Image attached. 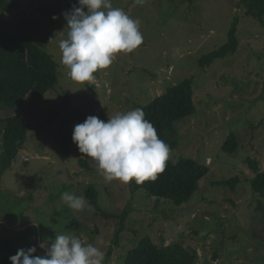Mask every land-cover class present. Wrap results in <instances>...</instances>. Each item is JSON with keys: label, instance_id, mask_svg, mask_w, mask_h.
I'll return each instance as SVG.
<instances>
[{"label": "rangeland", "instance_id": "1", "mask_svg": "<svg viewBox=\"0 0 264 264\" xmlns=\"http://www.w3.org/2000/svg\"><path fill=\"white\" fill-rule=\"evenodd\" d=\"M56 1L21 0L20 9L5 17L15 24L22 14L40 18L39 7ZM239 1L146 0L137 5L134 0H110L140 21L143 43L131 53L117 54L89 83L74 82L61 63L59 42L67 38L63 13L72 8L63 2L59 19L44 18L48 22L34 41L58 63L59 85L44 99L28 96L20 111L0 108V118L21 114L31 129L24 151L30 157L21 158L31 163L18 161L0 183V261L19 249L54 240L56 233H70L100 248L104 264H125L129 250L148 236L159 244L183 238L185 247L198 252L195 264H264V211L253 199L255 172L248 163L257 161L264 171V25L245 16ZM238 16V52L202 68L200 59L228 42ZM189 78H194L197 112L176 123L178 143L170 158L195 159L210 173L188 204L176 207L142 191L133 193V181L107 182L98 173L87 174L75 161L80 153L66 157L59 150V120L49 122V116L65 94L88 116L107 121L109 115L151 103ZM233 133L239 149L230 154L223 146ZM236 178L240 182L235 191L212 186ZM90 185L97 187L104 211L130 210L121 245L112 244L119 221L105 220L92 206L73 211L62 199L64 193L85 196ZM110 248L113 253L106 260ZM217 250L219 258L214 257Z\"/></svg>", "mask_w": 264, "mask_h": 264}, {"label": "trees", "instance_id": "2", "mask_svg": "<svg viewBox=\"0 0 264 264\" xmlns=\"http://www.w3.org/2000/svg\"><path fill=\"white\" fill-rule=\"evenodd\" d=\"M20 1L0 0V108L9 107L15 111H20V108L26 105L28 96L44 99L59 85L58 63L53 55L34 41V38L48 21L53 20V16L62 13L63 2L71 9L78 0H57V4L40 6L39 11L43 14L40 18L34 19L33 14L30 13L22 14L19 22L15 24L6 19L5 16L7 12L18 11ZM238 5L239 8L245 10V16L253 18L264 25V0H240ZM44 18H47L48 21ZM239 23L240 17L238 16L235 18L229 32L228 42L220 49L200 59L202 68L211 66L216 60L224 59L238 52L240 47ZM67 74L70 76L69 72ZM195 96L194 78H189L168 88L163 95L139 108L143 110L145 118L156 128L158 137L169 145L171 152L178 143L176 142L178 136L176 123L195 115L197 112ZM64 113L67 116H63ZM87 117L89 116L76 108L70 96L66 94L63 96L62 103L50 114L49 122H53L55 119L59 120L58 148L66 157L80 153L78 146L73 142L72 136L74 127L85 122ZM29 124L18 113L0 118V183L6 172L18 161L21 160L20 162L26 163V165L31 163V160L27 163L21 159L22 156L30 157L24 152L30 144L31 129H29ZM223 149L230 154L237 152L239 149L238 136L234 133L231 134ZM80 154L82 155L80 158H75V161H78V167L83 169L84 172L87 170V174L89 172L98 173V170L93 167L95 163L91 158L82 153ZM248 163L251 164L253 172H255V176L251 181V188L255 195L253 199L257 198L256 206L259 210L263 209L264 211V171L260 169L257 161L249 160ZM209 173L210 168L195 159L182 157L174 162L169 157L165 171L158 174L156 180H148L140 185L133 181L132 192L142 191L159 200H165L176 207H182L188 204L194 195L200 191L201 182ZM239 182V179L236 178L218 181L212 186L227 187L235 191L239 186ZM85 198L105 220L119 221L120 227L112 244L121 245L122 233L126 231V222L131 215L130 210L126 209L121 214L104 211L99 205V195L95 185L86 188ZM231 202L235 203V200L233 199ZM1 227L4 226L1 225ZM3 232L1 229L0 233L3 234ZM33 246L37 248L36 255L42 256L45 254L44 250L39 247V243L24 249ZM112 253L113 248H110L106 260H110ZM197 254L196 250L192 251L184 246L183 238L171 244H167L165 241L159 244L148 236L129 250L125 258V264H195ZM219 256V250H217L214 257L219 258ZM0 264H11L10 257L2 259Z\"/></svg>", "mask_w": 264, "mask_h": 264}, {"label": "clouds", "instance_id": "3", "mask_svg": "<svg viewBox=\"0 0 264 264\" xmlns=\"http://www.w3.org/2000/svg\"><path fill=\"white\" fill-rule=\"evenodd\" d=\"M145 2L134 0L137 5ZM78 4L63 13L67 38L59 42V49L71 79L89 83L96 79L95 73L113 63L117 54L137 49L143 37L140 21L113 7L110 0H78ZM72 139L107 182L135 181L140 185L154 181L165 171L171 152L139 108L109 115L107 121L89 116L74 127ZM62 199L73 211L91 209L83 195L64 193ZM39 247L44 255H36L35 246L19 249L10 257L11 264H104L105 253L93 244H83L74 234L56 233L54 240L43 241Z\"/></svg>", "mask_w": 264, "mask_h": 264}]
</instances>
